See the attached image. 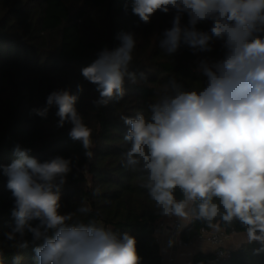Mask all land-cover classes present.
<instances>
[{"label":"clouds","instance_id":"clouds-1","mask_svg":"<svg viewBox=\"0 0 264 264\" xmlns=\"http://www.w3.org/2000/svg\"><path fill=\"white\" fill-rule=\"evenodd\" d=\"M170 10H175L172 26L159 45L165 53L172 55L182 45L194 53L211 52L213 39L224 41L225 53L217 61L200 60L205 86L185 90L170 79L156 90L147 114L122 117L130 126L123 138L129 144L122 154L123 167L140 174L141 187L161 215L191 217L213 228L217 219L227 225L238 222L247 242H259L255 251L264 252V0H134L132 5L144 23L157 11ZM185 13L188 25L182 26ZM208 20L210 33L197 29ZM117 39L119 47L104 48L81 69L96 86L97 106L123 97L126 75L138 82L128 72L134 35L121 32ZM140 78L145 79L143 74ZM77 99L68 89L54 90L46 106L33 111L46 117L55 106L58 127L69 122V137L92 158L93 131L74 107ZM14 151L19 158L3 168L15 198L11 215L16 224L5 234L8 241L27 247L26 231L33 242L42 241L34 248L37 264H140L135 237L83 219L91 211L86 205L75 213L61 211L60 191L70 160L56 156L40 162L28 155L30 149L17 145ZM177 191L182 198L177 199ZM32 221H38L36 226ZM20 259L14 257L13 264Z\"/></svg>","mask_w":264,"mask_h":264},{"label":"trees","instance_id":"trees-1","mask_svg":"<svg viewBox=\"0 0 264 264\" xmlns=\"http://www.w3.org/2000/svg\"><path fill=\"white\" fill-rule=\"evenodd\" d=\"M134 0H0V264H37L33 242L25 232V248L14 246L5 237L15 227L11 211L15 198L7 188L8 177L3 168L19 157L14 149H30L28 155L40 162L62 156L71 161L66 183L60 191L61 211L75 213L81 205L91 209L87 217L110 227L117 234L127 232L136 239L140 264H162L161 247L157 241L158 222L164 215L151 200L138 172L123 167L122 154L129 147L124 136L129 130L122 117H135L137 112L148 113L156 90L170 79L185 90L206 85L207 77L199 71L202 59L217 61L225 53L224 41L213 39L211 52H193L182 45L168 55L160 48L165 29L172 26L175 10L157 11L148 23L132 11ZM189 17H181L182 26ZM197 29L209 32L212 21H202ZM130 32L136 40L133 60L128 72L136 75L132 83L126 75L124 95L106 105L97 106L96 86L87 81L81 69L91 65L104 48L120 46L117 36ZM141 74L145 79H141ZM82 87V91L78 90ZM68 89L77 95L74 105L84 122L93 131V153L88 158L79 141L68 133L72 127L65 122L58 127V110L49 109L46 117L33 110L46 106L47 96L54 90ZM88 167V174L85 172ZM177 199L182 198L179 191ZM78 218V214L74 215ZM36 226L38 221L31 222ZM228 234L246 230L238 223L227 225L213 221ZM207 223L192 219L182 232L184 240L194 238ZM19 240V236H17ZM259 242H245L232 250L230 257L216 264H264V252L257 253ZM211 253L197 252L194 264H206Z\"/></svg>","mask_w":264,"mask_h":264},{"label":"built area","instance_id":"built-area-1","mask_svg":"<svg viewBox=\"0 0 264 264\" xmlns=\"http://www.w3.org/2000/svg\"><path fill=\"white\" fill-rule=\"evenodd\" d=\"M185 225L186 223L183 218L174 215H164L158 222L156 231L158 232L160 230H166L171 239V244L181 248L192 247L198 242L208 243L211 247L209 253L212 254V257L207 260L206 264H216L219 260L230 257L234 248L228 244L230 234L225 232L223 229H220L218 226L211 229L203 227L194 238L190 240H184L182 237V232L185 228ZM157 241L160 244L158 236ZM161 261L162 264H182L174 253H162Z\"/></svg>","mask_w":264,"mask_h":264},{"label":"crops","instance_id":"crops-1","mask_svg":"<svg viewBox=\"0 0 264 264\" xmlns=\"http://www.w3.org/2000/svg\"><path fill=\"white\" fill-rule=\"evenodd\" d=\"M191 217L188 218V221ZM187 221V222H188ZM160 240L161 253H174L182 264H194V256L197 252L209 253L210 245L206 242H198L192 247L181 248L171 244V239L166 230H160L156 234Z\"/></svg>","mask_w":264,"mask_h":264},{"label":"rangeland","instance_id":"rangeland-1","mask_svg":"<svg viewBox=\"0 0 264 264\" xmlns=\"http://www.w3.org/2000/svg\"><path fill=\"white\" fill-rule=\"evenodd\" d=\"M85 172H88V167H85ZM88 174V173H87ZM185 223L188 221L187 219H184ZM247 242V237H246V232L243 233H233L230 234L229 240H228V244L230 246H232L233 248L238 247L239 245H241L242 243Z\"/></svg>","mask_w":264,"mask_h":264}]
</instances>
